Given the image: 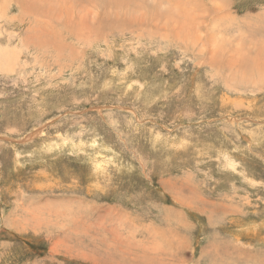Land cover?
<instances>
[{
  "label": "rangeland",
  "instance_id": "rangeland-1",
  "mask_svg": "<svg viewBox=\"0 0 264 264\" xmlns=\"http://www.w3.org/2000/svg\"><path fill=\"white\" fill-rule=\"evenodd\" d=\"M114 1L0 0V264H264V0Z\"/></svg>",
  "mask_w": 264,
  "mask_h": 264
},
{
  "label": "bare ground",
  "instance_id": "bare-ground-1",
  "mask_svg": "<svg viewBox=\"0 0 264 264\" xmlns=\"http://www.w3.org/2000/svg\"><path fill=\"white\" fill-rule=\"evenodd\" d=\"M50 1V0H49ZM103 1H105V0H102V2ZM115 1L114 0H108V3L109 4H113ZM126 2V1H125ZM101 3V2H100ZM107 4V3H106ZM30 6V5H29ZM60 6V5H59ZM107 9V8H106ZM34 13V12H33ZM174 14V13H173ZM31 15V14H30ZM33 15H35V14H33ZM214 15V14H213ZM60 16V15H59ZM124 16V15H123ZM41 22V21H40ZM227 31V30H226ZM23 42V41H22ZM26 43V42H25ZM237 44V43H236ZM198 46V45H197ZM257 47V46H256ZM234 48V47H233ZM206 50V49H205ZM210 56V55H209ZM261 64H263L262 62H261ZM260 68H262V70H263V68H264V66L262 67V66H260ZM260 70V69H259ZM261 71V70H260ZM262 73V72H261ZM264 73V72H263ZM264 76V75H263ZM255 79V78H254ZM261 133V132H260ZM188 138V137H187ZM262 261V260H261Z\"/></svg>",
  "mask_w": 264,
  "mask_h": 264
}]
</instances>
